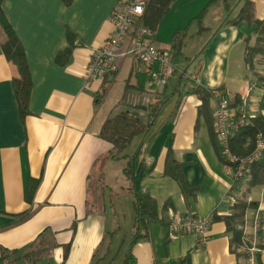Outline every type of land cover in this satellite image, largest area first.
I'll return each instance as SVG.
<instances>
[{
  "label": "crops",
  "instance_id": "0c3cea01",
  "mask_svg": "<svg viewBox=\"0 0 264 264\" xmlns=\"http://www.w3.org/2000/svg\"><path fill=\"white\" fill-rule=\"evenodd\" d=\"M245 1L175 0L153 40L174 62L191 36L189 43L196 41V53L189 56L194 69L187 73L173 66L175 88L169 91V83L158 88L164 105L149 133L134 138L127 157L117 159L109 156L112 145L100 133L116 104L124 102L126 90L146 88L149 79L132 56L121 58L119 70L104 79L87 82L84 77L92 50L113 34L109 17L116 0L3 1L24 48L32 87L29 111L22 115L13 83L17 70L2 49L0 27V264H117L119 256L123 264L128 252L131 264L241 261L231 250L223 220H212L203 246L192 233L170 238L168 225L171 213L212 218L214 210L228 214L233 205L235 173L213 141L212 114L219 96L210 98L212 112L202 115L203 102L194 89H217L234 108L247 97L249 108L259 110L264 91L256 96L244 62L246 37L254 35L253 28L247 20L233 22ZM251 1L254 16L264 19V0ZM184 78L190 81L187 89L181 88ZM116 86L119 96L111 102ZM168 159L181 164L191 195L164 175ZM128 164L130 175L124 173ZM138 193L156 200L158 218L147 227L141 221L136 233ZM257 201L260 207L248 211L245 231L264 264V249L255 248L264 244V194ZM124 218L133 234L126 251L110 263ZM251 262L258 264L255 256Z\"/></svg>",
  "mask_w": 264,
  "mask_h": 264
},
{
  "label": "trees",
  "instance_id": "16d2710c",
  "mask_svg": "<svg viewBox=\"0 0 264 264\" xmlns=\"http://www.w3.org/2000/svg\"><path fill=\"white\" fill-rule=\"evenodd\" d=\"M4 0H0V27L3 31L4 38L2 49L10 62H12L17 70V75L13 78L14 91L17 98L20 113L26 115L29 111V96L32 87V79L28 66V61L22 43L16 35L13 27L9 23L3 11ZM175 0H150L145 6L143 16L144 24L155 35L159 28L160 22L164 15L169 12ZM247 20L252 25V34L246 37V46L244 51V62L248 70L255 78L256 84H264V70L257 69L256 57L264 61V19H258L254 16L253 4L251 0H246L241 11V16L234 23ZM182 40L177 45L179 51ZM264 65V62L260 63ZM262 72V73H261ZM149 79V78H148ZM143 86L138 91H144ZM130 89H127L129 91ZM202 100L200 108L202 115L205 112H212L209 107L210 98L213 97L211 90L196 87L194 89ZM237 97V96H236ZM121 104L125 107L120 111L113 112L106 120L100 135L112 145L109 154L111 158L117 159L127 157L125 150L132 143L134 138L140 135H147L158 117L164 100L159 99V95L155 92L150 104L139 107H130L125 103V99ZM233 103L231 102V105ZM213 115V114H212ZM207 118L211 120V116ZM214 122V115H213ZM214 124V123H213ZM215 126V125H214ZM215 128V127H214ZM261 134L264 137V95L259 102V110L255 116L250 118L248 125L240 128L230 138L232 151L237 155H247L253 151L256 144V137ZM213 141L219 157L226 162L221 154L220 147L216 137V131H213ZM126 175H130V165L124 169ZM164 175L170 176L177 181L184 195H191L192 188L186 183L181 170V164L173 159H168ZM256 186H264V151L260 159L250 163L244 175L235 179L230 189L231 195L234 196V202L228 214L219 215L215 210L212 213V220L220 219L226 223L227 232L230 234V247L233 253L241 259L238 264H252L251 259L255 256L256 261L260 260L259 252H252L254 244L252 236L245 231L247 223V213L249 210L258 209L260 202L250 198L253 189ZM168 204H164V208H168ZM134 209L136 213L135 225L136 233L139 224L142 221L143 226L147 227L149 221L158 218V205L156 200L150 195L137 194L134 200ZM134 234V242L137 241L138 235ZM255 248L259 251L264 249V244L259 243ZM130 251V250H129ZM131 256L128 252L127 259L123 264H131ZM261 264V263H260Z\"/></svg>",
  "mask_w": 264,
  "mask_h": 264
},
{
  "label": "built area",
  "instance_id": "2783aa9c",
  "mask_svg": "<svg viewBox=\"0 0 264 264\" xmlns=\"http://www.w3.org/2000/svg\"><path fill=\"white\" fill-rule=\"evenodd\" d=\"M145 6L144 0H116L109 17L114 25L113 34L92 50L84 71L87 82L104 79L119 70L121 58H138L149 78V84L144 91L129 90L125 93V103L133 108L150 104L158 88L167 85L173 71L170 54L153 40L151 30L143 22ZM211 93L214 97L219 96L213 115L220 151L226 165L233 168L234 177L238 179L244 175L250 163L261 158L264 151V137L261 134L256 137L253 151L244 156L235 154L230 144L232 135L248 125L256 110L249 108L247 97L243 98L239 108H234L230 99L221 96L217 89H211ZM211 223V217L171 213L168 236L174 238L180 234L192 233L198 244L203 246L208 239Z\"/></svg>",
  "mask_w": 264,
  "mask_h": 264
},
{
  "label": "rangeland",
  "instance_id": "374dc122",
  "mask_svg": "<svg viewBox=\"0 0 264 264\" xmlns=\"http://www.w3.org/2000/svg\"><path fill=\"white\" fill-rule=\"evenodd\" d=\"M164 37L165 35H167V37H169L171 35L170 32H168V30L166 31V29H164ZM189 39H187V44L185 43V45L183 46V50L181 53H178L175 57H174V62L172 61V65L174 67H179V69H183L187 71V73H190L191 71H193L194 67H192V64H193V61H192V58H189V56H192L194 53H196V41H194L193 43H189L190 42V39H191V36L188 37ZM191 44V45H190ZM256 68L257 69H260L264 70V65H261L260 63L261 62H264L260 59V56H257L256 57ZM198 64V60L196 62V65ZM261 72V73H262ZM264 74V73H263ZM122 77V76H121ZM119 78V86L120 84L122 83V78ZM171 77V76H170ZM170 77L168 78V90L170 91L173 88H175L174 86V79H170ZM252 78H253V75H252ZM253 80L255 81V78H253ZM257 82L255 81V87L254 89L256 88L257 92L258 93H255L256 96L258 97V95H260V91H264V84L261 85L262 83H259L256 84ZM176 85V84H175ZM118 86V85H117ZM115 87L114 91L110 94V100L111 102L117 98V96H119V87ZM190 86V81H188L186 78H184L183 80V83H182V86L181 88L183 89H187V87ZM254 100H256V98H254ZM107 105L110 107V101L108 100L107 101ZM116 108H113L114 111L113 112H117V111H120L121 109L125 108L122 104H119L117 103L116 104ZM264 194V188L263 187H260V186H256L253 191H252V197L255 199V200H259L260 197L262 198ZM122 224H120V229L118 231V233H116V237L114 238V245H113V248H112V251L111 253L109 254V262L111 261V257L116 255L118 256L120 254L121 251H126V248L129 244V241H130V238L133 234V226L132 224L129 223V220L127 219H123ZM125 241V246H123V249L122 248V245ZM112 245V244H111ZM112 263V262H110ZM120 263V256L118 258V263Z\"/></svg>",
  "mask_w": 264,
  "mask_h": 264
}]
</instances>
